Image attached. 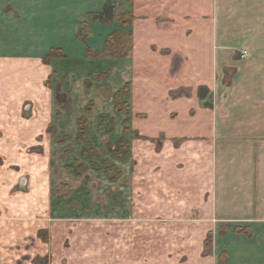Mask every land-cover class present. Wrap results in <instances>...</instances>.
Masks as SVG:
<instances>
[{
	"label": "crops",
	"instance_id": "crops-1",
	"mask_svg": "<svg viewBox=\"0 0 264 264\" xmlns=\"http://www.w3.org/2000/svg\"><path fill=\"white\" fill-rule=\"evenodd\" d=\"M105 1L0 0V203L8 198L9 186L18 184V165L34 174L49 148L62 146L69 151L67 155L81 152L87 144L77 140L81 119L85 139L110 136L98 132L101 116L108 115V120L113 119L112 133L119 139L128 122L126 161L133 167L160 168V190L166 199L191 200L194 214L216 217L222 224L240 221L231 229L250 227L254 236L249 239L254 242L257 231L264 229V79L260 75L264 64L247 62V67L232 55L229 64L219 57L218 69L210 31L195 33L193 43L183 41L182 36L161 44L160 32H153L151 26L148 33L144 31L146 48L139 51L136 25L142 22H138L134 4L120 11L118 6L127 1L114 0L112 23L89 20V14L100 12ZM8 5L28 22H16L17 29L10 26L17 41L5 24L10 18ZM128 9L132 12L130 26L121 28V15ZM115 31L132 33L131 49L121 58L106 54L105 40ZM154 44L184 52L180 53L177 80L164 81L169 67L163 56L169 51L160 49L151 58ZM52 50L55 54L49 57ZM143 66L154 67L157 73H147ZM232 66L238 74L224 84L217 75L235 70ZM185 70L187 78L180 75ZM125 85L129 87L125 99L129 110L119 114L114 95ZM61 86L65 93L54 92ZM199 86L209 89L211 106H203ZM89 102L92 110L86 112ZM58 103H66L68 110L58 109ZM51 135L61 136L60 140L52 141ZM157 136L162 142L154 152ZM32 146L40 150L27 153L30 157L26 158L22 150ZM140 153L144 159L137 163ZM30 160L37 165H30ZM116 160L120 166L121 159ZM10 209L0 207V249L11 240L13 227L6 218L18 209ZM22 233L15 231L16 238H23ZM261 254L257 262L264 264ZM247 258L251 259L247 256L243 263L252 264Z\"/></svg>",
	"mask_w": 264,
	"mask_h": 264
},
{
	"label": "rangeland",
	"instance_id": "rangeland-1",
	"mask_svg": "<svg viewBox=\"0 0 264 264\" xmlns=\"http://www.w3.org/2000/svg\"><path fill=\"white\" fill-rule=\"evenodd\" d=\"M128 4L122 2L119 10L124 11ZM133 4L138 22L145 23L136 25L139 51L146 48L144 31L147 29L148 33L151 26L153 32H160L157 37L161 44L170 43L171 39L181 40L182 36L183 41L193 43L195 33L210 31L212 46L217 50L218 69L219 57H224L229 64L232 55L239 56L247 67V62L264 64V0H132L131 7ZM8 6L10 18L5 24L17 41L10 26L17 29L16 22L23 23L24 19ZM24 22L27 25V20ZM160 49L169 51L163 56L169 67L164 81L177 80L180 53L184 52L178 47L154 44L151 58ZM144 69L147 73H157L151 66H143ZM234 69H227L223 77L219 72L217 78L229 84L238 74ZM188 74L185 70L180 75L187 78ZM260 75L263 80L264 69ZM102 77L105 79L107 74ZM54 90L65 93L64 86ZM203 95V106H211L213 97L209 89ZM127 96L114 99L115 108H121V112L116 109L117 113H128ZM57 106L63 112L68 110L66 103ZM92 106L89 102L86 112ZM101 117L98 132L104 131L110 136L95 135L87 139L83 134L80 138L77 136L78 141L87 144L81 152L70 155L62 146L57 150L49 148L43 161L39 158L43 163L36 167L34 174L18 165L19 186H9L8 198L0 203V207L18 209L6 218L13 228H10L8 246L0 249V264H248L243 263L247 256L253 260L252 264H261L257 259L264 253V229L257 231L253 242L249 239L254 236L250 227L231 229L230 226L240 221L222 224L216 217L194 214L191 200L166 199L160 190V168L133 167L126 161L129 146L125 145L121 153L127 155L118 158L114 150L119 138L112 133L113 119L108 120V115ZM127 123L123 130L125 136L130 132ZM124 135L121 138L127 140ZM60 137L53 135L51 140H60ZM161 139L156 137L154 152H158ZM38 148H24L22 154L29 158L27 153ZM116 159H121L120 166ZM143 159L140 153L137 163ZM29 164L37 165L34 160ZM147 181L158 183L146 184ZM16 195L25 198H16ZM17 230L23 231V238H16ZM259 237L263 240L257 241Z\"/></svg>",
	"mask_w": 264,
	"mask_h": 264
},
{
	"label": "trees",
	"instance_id": "trees-1",
	"mask_svg": "<svg viewBox=\"0 0 264 264\" xmlns=\"http://www.w3.org/2000/svg\"><path fill=\"white\" fill-rule=\"evenodd\" d=\"M126 1H127V3L130 4V9H131V1L132 0H126ZM114 6H115L114 0H106L104 5H103V8L100 12L89 14V20L90 21L99 20L100 22L107 23V24L112 23L114 16H115V7ZM130 9H128L127 13H124L121 15V18H120V27L121 28H127L130 26L131 16H132V12ZM125 15H128L129 18ZM131 45H132V33L130 31H128L127 33L115 31V32L109 34L105 40L106 54L111 56V57H114V58L124 57L128 54L129 50L131 49ZM124 46H125V49L122 48ZM54 54H55V51L52 50L48 55H49V57H51ZM225 73H228L227 69L225 70ZM204 91L207 92L206 86H199L198 87V96L200 98H204V95H203ZM128 92H129V87H128V85H125L120 91L115 93L114 99L118 100L121 97L122 98L126 97L128 95ZM207 105L209 106L208 103H207ZM123 106H126V104H124ZM116 109L119 112H121L120 107L116 108ZM83 122H84V120L81 119V121H80V123H81L80 133L78 135V138H80L81 135L83 134L82 133L83 129H84ZM123 145H125L127 147L128 141L123 139V138H120L118 140V146L114 150V154L118 158H122L124 155H127L126 152L121 153L122 149H123Z\"/></svg>",
	"mask_w": 264,
	"mask_h": 264
}]
</instances>
